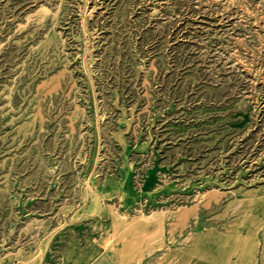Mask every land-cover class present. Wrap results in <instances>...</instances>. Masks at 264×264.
<instances>
[{"label": "rangeland", "instance_id": "374dc122", "mask_svg": "<svg viewBox=\"0 0 264 264\" xmlns=\"http://www.w3.org/2000/svg\"><path fill=\"white\" fill-rule=\"evenodd\" d=\"M0 264H264V0H0Z\"/></svg>", "mask_w": 264, "mask_h": 264}, {"label": "bare ground", "instance_id": "6f19581e", "mask_svg": "<svg viewBox=\"0 0 264 264\" xmlns=\"http://www.w3.org/2000/svg\"><path fill=\"white\" fill-rule=\"evenodd\" d=\"M131 214V213H130ZM147 218V217H146Z\"/></svg>", "mask_w": 264, "mask_h": 264}]
</instances>
